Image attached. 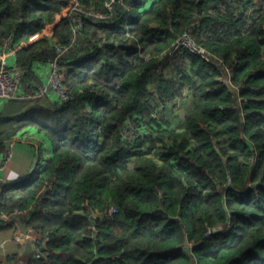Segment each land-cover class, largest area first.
Here are the masks:
<instances>
[{
  "label": "trees",
  "instance_id": "16d2710c",
  "mask_svg": "<svg viewBox=\"0 0 264 264\" xmlns=\"http://www.w3.org/2000/svg\"><path fill=\"white\" fill-rule=\"evenodd\" d=\"M110 1L0 0V39L54 23L17 49L20 83L56 58L68 94L0 108V157L25 128L52 148L0 183V230L37 237L0 264H264V0ZM184 31L221 63L172 52Z\"/></svg>",
  "mask_w": 264,
  "mask_h": 264
},
{
  "label": "built area",
  "instance_id": "2783aa9c",
  "mask_svg": "<svg viewBox=\"0 0 264 264\" xmlns=\"http://www.w3.org/2000/svg\"><path fill=\"white\" fill-rule=\"evenodd\" d=\"M73 2V4L76 5V9L82 10L78 0H73ZM106 6L110 9L111 3L108 2ZM75 24L76 28H79L81 25L80 17L75 19ZM75 42L76 38L73 34L68 45H57L56 50L59 54L64 53L68 51L69 46ZM18 47L19 45L14 42V37L12 34H8L0 39V101H6L16 97L22 98L47 96L49 94H53L60 104L67 101L68 94L63 87L62 73L59 70L58 61L56 58L52 59L48 63L50 65V69L46 73L43 81H38V83L35 84L33 88L27 89L20 83V78L23 71L22 68L18 67L16 64V51ZM180 49H185L194 54L200 55L209 62H212L214 65L221 63V59L210 53L204 47L198 45L193 40L189 31H184L173 41L171 45L172 52ZM224 70H227V68H224ZM16 138H18V136ZM3 154L6 156L10 154V148L8 145H6V149ZM117 211L118 208L115 205H110L107 209H105L103 215L105 217H110ZM2 217L6 218L5 215H2ZM25 229L26 232L19 231L16 238L22 241H31L35 243L36 236L31 232L30 228L25 227Z\"/></svg>",
  "mask_w": 264,
  "mask_h": 264
},
{
  "label": "crops",
  "instance_id": "0c3cea01",
  "mask_svg": "<svg viewBox=\"0 0 264 264\" xmlns=\"http://www.w3.org/2000/svg\"><path fill=\"white\" fill-rule=\"evenodd\" d=\"M53 25L54 23L45 24L40 32L32 35L27 40L19 42L18 48L28 47L42 36H50L53 32ZM49 29L51 31L50 35L47 34ZM35 67L40 81H43L50 65L39 63L35 64ZM47 97L50 101L56 100L53 94H49ZM3 107L11 113L23 110L21 105L10 104L9 101H0V108ZM17 136L16 140L8 143L10 154L7 156L2 154L0 157V183L12 184L22 180L33 171L42 169L50 156L52 149L50 142L34 128H25ZM19 231L26 232L25 225L19 222L15 226L0 230V257L12 253H25L35 249L31 241H22L16 238Z\"/></svg>",
  "mask_w": 264,
  "mask_h": 264
},
{
  "label": "rangeland",
  "instance_id": "374dc122",
  "mask_svg": "<svg viewBox=\"0 0 264 264\" xmlns=\"http://www.w3.org/2000/svg\"><path fill=\"white\" fill-rule=\"evenodd\" d=\"M49 27V26H48ZM47 34H51V31H50V29H49V31H47ZM174 109V111H176V114H177V118H175L174 120H173V123H174V121L176 122V121H178L179 119H180V117H182V115L184 114V112H185V109H186V105H182V104H180V106L179 105H175V107L173 108ZM176 109V110H175ZM13 142V141H12ZM11 143V142H10ZM38 170V169H37ZM35 172H38V171H35ZM37 238V237H36ZM27 252H30V251H27Z\"/></svg>",
  "mask_w": 264,
  "mask_h": 264
},
{
  "label": "water",
  "instance_id": "95a60500",
  "mask_svg": "<svg viewBox=\"0 0 264 264\" xmlns=\"http://www.w3.org/2000/svg\"><path fill=\"white\" fill-rule=\"evenodd\" d=\"M91 220H92V222L94 221V216L93 215H91ZM32 245H33V247H35V243L34 242H32ZM39 249L42 250L43 246L39 247Z\"/></svg>",
  "mask_w": 264,
  "mask_h": 264
},
{
  "label": "clouds",
  "instance_id": "9594fccd",
  "mask_svg": "<svg viewBox=\"0 0 264 264\" xmlns=\"http://www.w3.org/2000/svg\"><path fill=\"white\" fill-rule=\"evenodd\" d=\"M74 3V2H73ZM110 3H112V0L110 1Z\"/></svg>",
  "mask_w": 264,
  "mask_h": 264
}]
</instances>
